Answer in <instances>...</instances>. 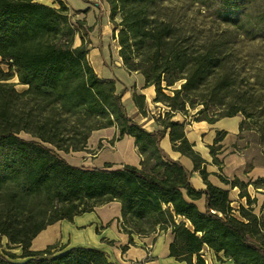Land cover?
Segmentation results:
<instances>
[{"label":"trees","instance_id":"16d2710c","mask_svg":"<svg viewBox=\"0 0 264 264\" xmlns=\"http://www.w3.org/2000/svg\"><path fill=\"white\" fill-rule=\"evenodd\" d=\"M53 1L57 7L41 0H0V63L7 66L6 72L0 68V236L7 238L8 248L11 244L22 248L19 255L0 252V264H118L94 248L64 250L52 244L44 250L30 249L31 240L46 225L71 220L109 201L121 204L120 224L129 242L132 234L171 229L169 253L186 264H204L198 255L204 246L222 252L234 264H264V204L258 216L246 185L220 176L222 182L238 186L239 196L246 199L247 207L238 206V219L228 190L206 180L204 160L186 139L184 122L171 120L177 113L187 116V105H203L197 114L206 107L187 97L221 66L224 42L199 44L193 52L188 35L177 36L168 22L149 19L146 8L156 0H106L111 20L121 13L113 31L119 27L116 40L123 65L141 73L145 85L154 86V100L167 107L164 117L158 118L162 129L148 131L127 115L115 81L99 78L90 65L85 22H73L64 1ZM218 1L226 24L250 40L259 36L254 29H260L259 24L264 28V7L254 17L246 12L245 0ZM76 34L81 43L74 46ZM136 57L139 63L134 62ZM14 74L24 89L19 91L7 81ZM181 79L179 87H173ZM132 98L145 114L144 97L133 93ZM239 112L243 110L232 108L218 117ZM196 118L212 122L217 117ZM106 126H114L119 137H134L143 156L139 167L105 163L86 169L58 153L84 150L90 131ZM167 129L172 147L192 159L205 188H194L190 171L159 147ZM20 132L32 138L21 137ZM252 183L264 188V178ZM202 196L204 211L194 203ZM47 211L46 219L35 220Z\"/></svg>","mask_w":264,"mask_h":264},{"label":"crops","instance_id":"0c3cea01","mask_svg":"<svg viewBox=\"0 0 264 264\" xmlns=\"http://www.w3.org/2000/svg\"><path fill=\"white\" fill-rule=\"evenodd\" d=\"M67 5L71 19L87 21L91 30L88 36V61L95 73L102 79H113L115 91L122 94V102L128 116L141 124L148 131L162 129L160 119L164 117L167 107L156 102L153 85H145L144 76L136 71H129L122 63L118 53L117 40L113 38V25L109 19V5L105 0H63ZM98 7L102 9L100 19H97ZM80 12V16H78ZM87 29V28H86ZM110 42L114 43L110 46ZM81 43L76 34L74 46ZM2 71L7 66L0 63ZM16 74L7 81L14 80ZM18 81V80H17ZM22 86V84H19ZM16 86V85H15ZM136 93L144 97L143 110L139 112L132 95ZM160 118V119H158ZM171 120L184 122L183 131L192 148L204 160L202 168L206 173V180L212 185L228 190L230 205L237 213L239 205H245V197L239 196V187H231L221 181L220 176L233 180L237 178L246 185L250 198L254 199L252 207L260 211L264 204V188L254 187L258 178H264V148L257 141L254 134L241 126L243 117H217L212 122L198 120L195 115L174 114ZM169 129L159 140V147L173 160L179 161L190 171V183L196 189H203L206 183L199 169L194 168L190 157L172 147ZM219 133V134H217ZM220 138H216L217 136ZM114 126L92 129L86 140L84 150L58 153L70 164L82 166L86 169L101 168L105 163L119 167L123 164L140 166L143 156L134 144V137L123 135ZM113 138V141H110ZM211 147L214 148L213 153ZM198 209L204 211V196L195 200ZM121 204L109 201L73 215L71 220L60 219L46 225L30 242L31 250H44L47 246L57 244L58 247L68 249L72 247L94 248L103 252L108 261L118 264H186L185 261L175 259L169 253V244L173 240L171 229L139 236L132 234L129 242L128 233L124 232L120 224ZM56 247V249L58 248ZM124 247V248H123ZM212 259L210 264H234L229 257L218 260L220 254L208 251ZM196 255L193 256L195 262Z\"/></svg>","mask_w":264,"mask_h":264},{"label":"rangeland","instance_id":"374dc122","mask_svg":"<svg viewBox=\"0 0 264 264\" xmlns=\"http://www.w3.org/2000/svg\"><path fill=\"white\" fill-rule=\"evenodd\" d=\"M41 1L57 7V3L53 0ZM218 5V0H156L149 3L146 10L150 13L149 19H160L168 22L171 30L177 36L179 34L180 36H183V34L188 35L189 40L193 43V52L196 49L198 50L199 44L224 42L225 47H223L224 55L221 66L216 69L215 74L199 90L189 93L187 97L195 103L203 102L206 107L197 114V110L203 108V105L198 104L193 108L187 105L186 114L192 113L199 118H215L229 109L241 108L243 113L239 112L238 114L243 117L242 127L252 132L264 148V28L259 24L260 29L258 27L254 29L259 36L250 40L241 33L240 29L233 28L223 21L222 15L219 14ZM245 5L246 12L256 17L264 7V0H245ZM102 12V9L98 7V20ZM77 14L80 16V12ZM238 16L242 17L243 15L239 14ZM120 19V11L114 16L113 20L110 19L113 30ZM72 21L76 22V18ZM84 22V39L88 41L89 32L85 34L88 30H85V28L90 27H88L86 20ZM118 29L119 27L112 33L115 39ZM113 45L114 43L110 42V46ZM134 62L139 63L140 58L136 57ZM16 76L18 81L14 77L16 81L11 80L8 82L16 85L15 88L20 91L26 86L19 85L18 75L16 74ZM181 82L182 79L177 81L173 87L178 88ZM166 92L171 94L169 90H166ZM19 135L28 139L32 138L30 134L25 132H20ZM262 186H264V183ZM46 207L50 209L49 206ZM79 208L81 209L82 205ZM253 212L258 216L262 214L255 208H253ZM48 214L49 211L45 214H37L35 220H44ZM234 215L240 219L238 214ZM3 251L19 255L22 248L12 244L8 248L7 238L0 236V252ZM210 252L212 255L214 251L210 250ZM219 254L221 256L219 258L222 259V252H219Z\"/></svg>","mask_w":264,"mask_h":264},{"label":"built area","instance_id":"2783aa9c","mask_svg":"<svg viewBox=\"0 0 264 264\" xmlns=\"http://www.w3.org/2000/svg\"><path fill=\"white\" fill-rule=\"evenodd\" d=\"M210 249L207 246H204L199 252L198 255L203 259L204 264H210L212 259L208 255Z\"/></svg>","mask_w":264,"mask_h":264}]
</instances>
